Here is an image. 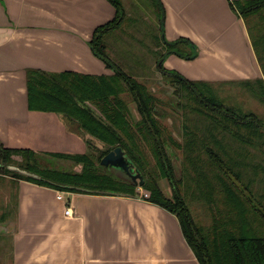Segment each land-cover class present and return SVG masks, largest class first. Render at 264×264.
Segmentation results:
<instances>
[{
    "label": "crops",
    "instance_id": "crops-1",
    "mask_svg": "<svg viewBox=\"0 0 264 264\" xmlns=\"http://www.w3.org/2000/svg\"><path fill=\"white\" fill-rule=\"evenodd\" d=\"M117 1L124 17L103 36L110 60L122 26L143 24L134 25L141 19L132 14L143 8L158 30L155 52L180 39L195 52H164L165 69L210 83L262 76L245 21L228 0ZM115 13L111 0H0V147L80 152L63 117L28 108L26 69L112 74L89 41ZM8 177L15 182L0 184V233L10 236L11 253L1 264H200L177 217L140 195L62 191Z\"/></svg>",
    "mask_w": 264,
    "mask_h": 264
},
{
    "label": "trees",
    "instance_id": "trees-1",
    "mask_svg": "<svg viewBox=\"0 0 264 264\" xmlns=\"http://www.w3.org/2000/svg\"><path fill=\"white\" fill-rule=\"evenodd\" d=\"M111 2L116 9L115 17L94 30L89 47L94 55L113 70L112 74L49 72L28 68L25 77L30 110L62 115L66 121L76 123L81 130L102 142L105 148L100 149L94 158L90 153L47 152L46 155L28 148L1 146L0 173L10 169L12 176L20 179L57 190L87 194L138 197L137 187H142L148 191V196L142 197L177 217L184 238L200 264H264V193L255 194L250 187L252 180L245 182L241 171L233 170L222 160L218 151L207 144V137H198L186 124L178 126L184 140L177 141L171 127L162 121L168 115L175 118L162 106V98L109 59L103 36L118 28L124 17L122 5L117 0ZM231 5L245 21L263 74L259 78L237 81V84H241L264 103V0H234ZM180 44L191 45L187 40L180 39L167 46L169 51H175L186 58L195 55L193 50L185 55L178 48ZM164 54L157 59V70L162 74L160 81L172 88L168 98L172 109L182 107L181 97L186 91L189 100L198 104L193 106L187 103L190 110L205 115L233 140L239 141L241 145L264 144L263 118L252 112L244 113L242 109L221 101L215 96L212 83L188 80L177 72L165 69L162 62H159ZM167 74L174 76L173 79L163 80ZM126 93L134 102L139 115L138 119H132L133 123L123 96ZM203 109L209 110L210 114ZM173 127L176 128L175 121ZM239 129H245L248 138L239 134ZM211 136V141L220 150L226 148L224 142L213 134ZM86 143L89 145L91 142L87 140ZM115 146H121L128 159L139 169L145 179L142 186L99 164L101 157ZM199 147L209 157L212 174L207 176L205 170L200 168L196 177H190L195 183V190L204 196L207 208L211 211L212 194L218 188L224 194L223 204L227 211L226 215L211 211L209 225L195 219L196 215L190 212L182 195L184 183L187 184L188 179L186 161L192 163L193 158L199 157L198 154L193 155ZM175 148L181 152L182 158L177 155ZM148 153L155 161L153 167L146 161ZM13 156H20L21 160L15 161ZM46 156L70 160L80 165V169L69 171L53 164L46 165L43 162ZM10 165L28 173L11 169L8 167ZM157 171L169 180L172 197L165 196L159 189L155 179Z\"/></svg>",
    "mask_w": 264,
    "mask_h": 264
},
{
    "label": "rangeland",
    "instance_id": "rangeland-1",
    "mask_svg": "<svg viewBox=\"0 0 264 264\" xmlns=\"http://www.w3.org/2000/svg\"><path fill=\"white\" fill-rule=\"evenodd\" d=\"M133 18L141 19L140 22H134V25H138L139 23H143L140 25L139 29H135L133 25H123L121 31H119L120 40L118 41V45L116 46V53L112 56L115 63L122 68L127 74H130L132 78H135L138 81L145 83L152 91L160 98H162V106L168 110L172 115L167 116L162 121L171 127L172 135L177 141H183L184 136L180 129L178 130V126L181 127L183 124H186L193 132L197 133L198 137L204 135V137L208 138L207 144L214 150L218 151L219 155L222 157L224 162H227L233 170H239L242 173L243 179L245 182L250 181V187L255 194L264 193V144L251 145L247 143L240 144L239 141L233 140L232 137L228 133H224L221 131L220 127L214 125L210 119H207L205 115L199 114L191 111L190 107L187 103L192 104L193 106H198L195 101L189 100L188 93L186 91L182 93L181 97V108L172 109L171 103L168 102V98L170 97L171 89L168 85L164 84L162 80V74L157 70V59L160 58L164 52L169 51L168 46L162 43L160 49V53L155 52V43L154 41L158 39L157 28L152 27L151 25V15L147 11V9L140 8L138 11L132 10ZM145 16L147 18H145ZM149 25V29L148 28ZM155 25V24H154ZM154 29V30H153ZM149 30V31H148ZM148 33V34H147ZM151 36V37H150ZM130 43V44H129ZM119 48L124 51V54L119 52ZM178 48L187 55L191 52L190 48L184 45L178 46ZM190 50V52L188 51ZM164 57V56H163ZM163 62L162 58L159 59V62ZM158 62V63H159ZM258 62V61H257ZM260 67V65H259ZM167 69V68H166ZM261 69V68H260ZM170 71L177 72L173 69H167ZM262 72V71H261ZM168 75V74H167ZM263 76V74H262ZM262 76H258L255 78H259ZM174 76L168 75L167 78L163 79L169 81L168 79H173ZM253 78V79H255ZM235 81H225V82H212L213 88L215 89V96L221 99L224 103L231 107H237L242 109V112L248 113L252 112L260 118L264 119V103L261 102L256 96L251 94L249 91L244 89L241 84L232 83ZM124 99L128 104L130 110V120L133 123L134 119H138L139 115L135 109L134 102L128 93L124 94ZM204 110V109H203ZM207 114H210L209 110H204ZM60 115V114H59ZM63 117L62 115H60ZM219 118V117H218ZM64 119V118H63ZM175 121L176 128L173 127V122ZM67 129L72 131V149H78L80 152H62V153H90L94 158L97 157L99 150L105 148V145L92 137L90 134L81 130L76 123L68 122L65 120ZM244 138H248L247 131L245 129L238 130ZM211 134L216 136L218 139L225 143L224 150H220L214 142L211 141ZM90 141L91 143L88 145L86 141ZM210 140V141H209ZM254 141V137L252 138ZM258 140V139H257ZM177 155L182 158L181 152L175 148ZM225 151V152H224ZM52 152V151H50ZM41 154H46L47 152L40 151ZM199 157L193 158L192 163L189 160L186 161V165L188 168L187 174V184L184 183V191H182V195L184 196L185 202L190 209V212L197 218L205 222L207 225L210 224V215L211 211H217L222 213L223 215L227 214L225 210V205L223 204L224 194L217 188L213 191V200L211 201V211L207 208L206 200L204 196H202L199 191L195 190V183L191 180L190 177H196L200 168L205 170V173L211 175L210 167L211 165L208 163V156L204 152V149L199 147L196 151L193 152V155H197ZM45 156V155H44ZM15 161L21 160L20 156L12 157ZM146 161L148 164L153 167L155 166V161L148 153L146 156ZM230 161V163H229ZM43 162L46 165L53 164V166H57L67 170H79L80 165L73 164L70 160L65 159H53L50 156H46L43 159ZM13 167V165H12ZM104 167V166H103ZM242 167V168H241ZM114 174H117L121 177L125 175L117 169H109ZM12 176V172L10 169L0 173V184L2 183H12L15 182L10 177ZM156 183L159 189L163 192V194L167 197H172V187L169 180L166 177L160 175L157 171L155 174ZM263 179V180H262ZM3 187V186H2ZM11 191H15V186ZM137 191L139 195H142V192H148L142 187H137ZM14 198V194L11 195L9 202H12ZM5 210V208L3 209ZM1 223V220H0ZM1 227V226H0ZM264 234V233H263ZM11 253V241L10 236L8 234L0 233V264L1 261L4 262L9 258Z\"/></svg>",
    "mask_w": 264,
    "mask_h": 264
},
{
    "label": "water",
    "instance_id": "water-1",
    "mask_svg": "<svg viewBox=\"0 0 264 264\" xmlns=\"http://www.w3.org/2000/svg\"><path fill=\"white\" fill-rule=\"evenodd\" d=\"M99 164L109 169L120 170L125 176H127L134 184L142 186L145 179L140 173L139 169L128 159L121 146H115L103 155L99 161ZM11 169L17 170L21 173H28L25 170L20 169L17 166H8Z\"/></svg>",
    "mask_w": 264,
    "mask_h": 264
},
{
    "label": "built area",
    "instance_id": "built-area-1",
    "mask_svg": "<svg viewBox=\"0 0 264 264\" xmlns=\"http://www.w3.org/2000/svg\"><path fill=\"white\" fill-rule=\"evenodd\" d=\"M229 1V3H232L234 0H228ZM142 195L144 196V197H147L148 196V192H142ZM65 214H70V208L69 207H67L66 209H65Z\"/></svg>",
    "mask_w": 264,
    "mask_h": 264
}]
</instances>
